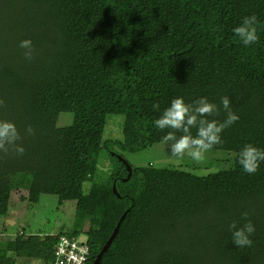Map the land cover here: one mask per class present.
I'll use <instances>...</instances> for the list:
<instances>
[{
	"label": "trees",
	"instance_id": "1",
	"mask_svg": "<svg viewBox=\"0 0 264 264\" xmlns=\"http://www.w3.org/2000/svg\"><path fill=\"white\" fill-rule=\"evenodd\" d=\"M252 14L259 41L245 47L233 29ZM25 39L35 50L30 62L19 47ZM223 96L239 116L212 149L232 155L225 169L197 176L130 166L126 181L115 152L107 181L83 191L101 151L114 150L103 140L109 115L128 127L120 148L137 153L163 143L168 130L154 121L173 99L219 106ZM0 98V120L15 124L25 149L0 153V223L23 180L20 198L30 205L44 196L75 202L68 235L84 236L86 264L125 212L101 264H264V162L255 175L238 163L246 144L264 150V0H0ZM62 114L71 118L65 127L57 126ZM225 118L223 110L209 117ZM244 212L255 232L252 247L239 248L229 225L243 224ZM62 235L0 241V264H44Z\"/></svg>",
	"mask_w": 264,
	"mask_h": 264
},
{
	"label": "clouds",
	"instance_id": "2",
	"mask_svg": "<svg viewBox=\"0 0 264 264\" xmlns=\"http://www.w3.org/2000/svg\"><path fill=\"white\" fill-rule=\"evenodd\" d=\"M258 17L255 14L245 16L240 26L233 29L234 35L245 46L251 47L259 41L257 25ZM19 47L23 49V56L27 61L34 59V46L30 39L22 40ZM6 102L0 98V108H5ZM154 111H159V103L152 105ZM221 110L226 113V118L220 122L216 117ZM239 121V116L235 114L227 96L221 97L220 105L208 101L207 97L194 100L192 103H185L183 98H175L170 102V106L165 108L161 116L154 121V126L161 130H168L163 136L162 142L168 147L170 156L176 159L188 157L195 161L205 158L215 146L223 143L222 133L227 128ZM195 129V136L192 130ZM27 135H34L31 125L25 129ZM180 135H177V134ZM21 133L14 123L0 120V153L7 154L10 150L16 155L22 156L25 153L24 147L19 143ZM264 162V150L252 144H246L238 153V163L243 171L248 175H255ZM250 214H241L240 224L233 221L229 225L232 240L236 247H252V235L255 232V225L249 218Z\"/></svg>",
	"mask_w": 264,
	"mask_h": 264
},
{
	"label": "rangeland",
	"instance_id": "3",
	"mask_svg": "<svg viewBox=\"0 0 264 264\" xmlns=\"http://www.w3.org/2000/svg\"><path fill=\"white\" fill-rule=\"evenodd\" d=\"M70 122V115L62 114L57 126L65 127ZM128 138V127L124 124L123 117L109 115L106 119L103 140L112 142L114 150L101 151L98 158V170L94 175L93 182H86L83 187L85 193L107 181L113 168H116L114 158L111 156L115 155V152H118L134 169L170 168L183 170L197 176H204L208 173L225 169L232 159L231 154L219 150H211L201 161L192 160L187 156L183 159H176L170 156L168 147L164 143L154 145L141 152L129 153L122 150L118 145ZM27 188L26 183L23 180H19L17 186L13 189L8 214L4 219L5 223H0V241L15 239L21 233H24L25 236L70 234L69 231L72 229L75 221V202H67L58 206L55 198L44 196L36 205H30L20 198L21 196H25ZM85 226H90V224ZM76 239L78 241H85L83 235L76 237ZM31 262L32 260L28 264H31Z\"/></svg>",
	"mask_w": 264,
	"mask_h": 264
},
{
	"label": "built area",
	"instance_id": "4",
	"mask_svg": "<svg viewBox=\"0 0 264 264\" xmlns=\"http://www.w3.org/2000/svg\"><path fill=\"white\" fill-rule=\"evenodd\" d=\"M88 255L89 248L84 241L65 234L58 238L51 260L44 264H86Z\"/></svg>",
	"mask_w": 264,
	"mask_h": 264
},
{
	"label": "water",
	"instance_id": "5",
	"mask_svg": "<svg viewBox=\"0 0 264 264\" xmlns=\"http://www.w3.org/2000/svg\"><path fill=\"white\" fill-rule=\"evenodd\" d=\"M116 158H117V160L120 161V163H122V164L126 167V169H127V173H128V175H127V178L125 179V180L127 181V180L130 179V177H131L132 169H131L130 165L124 160V158H122V157L119 156V155H116ZM112 191H113V194H114L116 197L119 198V195L117 194V191H116V185H115V183H114L113 186H112ZM126 215H127V212H125V213L121 216V218L119 219V221H118V223H117V225H116V227H115L113 233L111 234V236H110V237L108 238V240L106 241L105 245L103 246V248L101 249V251H100L99 254L97 255V257H96V259H95V261H94L93 264H101V258H102V256H103V255L109 250V248H110V246H111L113 240L115 239V237H116L117 234H118V231H119L120 225H121V223H122V221L124 220V218H125Z\"/></svg>",
	"mask_w": 264,
	"mask_h": 264
},
{
	"label": "crops",
	"instance_id": "6",
	"mask_svg": "<svg viewBox=\"0 0 264 264\" xmlns=\"http://www.w3.org/2000/svg\"><path fill=\"white\" fill-rule=\"evenodd\" d=\"M8 214V213H7ZM5 223V222H4ZM12 239H14V238H12ZM12 239H9L10 241L12 240ZM2 241H7V240H2Z\"/></svg>",
	"mask_w": 264,
	"mask_h": 264
}]
</instances>
